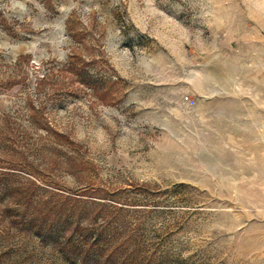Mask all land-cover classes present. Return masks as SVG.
Wrapping results in <instances>:
<instances>
[{
    "label": "rangeland",
    "instance_id": "374dc122",
    "mask_svg": "<svg viewBox=\"0 0 264 264\" xmlns=\"http://www.w3.org/2000/svg\"><path fill=\"white\" fill-rule=\"evenodd\" d=\"M0 171L124 264H264V0H0Z\"/></svg>",
    "mask_w": 264,
    "mask_h": 264
},
{
    "label": "trees",
    "instance_id": "16d2710c",
    "mask_svg": "<svg viewBox=\"0 0 264 264\" xmlns=\"http://www.w3.org/2000/svg\"><path fill=\"white\" fill-rule=\"evenodd\" d=\"M14 175L0 171L1 218L8 217L10 224L32 231L41 241L50 243L70 264H124L94 238L88 224L83 222L87 213L81 211L85 208L84 200L35 201L37 186L19 182Z\"/></svg>",
    "mask_w": 264,
    "mask_h": 264
}]
</instances>
